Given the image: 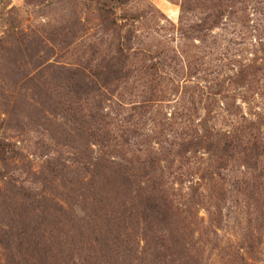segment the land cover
Wrapping results in <instances>:
<instances>
[{
  "label": "rangeland",
  "instance_id": "obj_1",
  "mask_svg": "<svg viewBox=\"0 0 264 264\" xmlns=\"http://www.w3.org/2000/svg\"><path fill=\"white\" fill-rule=\"evenodd\" d=\"M0 264H264V0H0Z\"/></svg>",
  "mask_w": 264,
  "mask_h": 264
}]
</instances>
